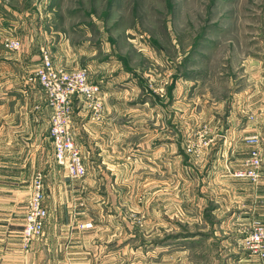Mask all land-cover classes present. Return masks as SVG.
Instances as JSON below:
<instances>
[{"label": "rangeland", "instance_id": "374dc122", "mask_svg": "<svg viewBox=\"0 0 264 264\" xmlns=\"http://www.w3.org/2000/svg\"><path fill=\"white\" fill-rule=\"evenodd\" d=\"M23 22L59 33L104 102L97 112L73 101L85 178L58 165L49 132L33 182L41 174L46 189L49 170L75 188L23 249L62 251L44 264H224L212 215L222 178L211 164L217 139L240 132L234 122L264 117V0H0L4 46L21 44ZM33 83L50 131L47 93ZM112 123L124 126L121 147L110 145ZM257 148L264 159L262 142ZM120 149V159L104 157ZM252 150L236 179H246L236 173ZM78 183L86 190L75 192Z\"/></svg>", "mask_w": 264, "mask_h": 264}, {"label": "crops", "instance_id": "0c3cea01", "mask_svg": "<svg viewBox=\"0 0 264 264\" xmlns=\"http://www.w3.org/2000/svg\"><path fill=\"white\" fill-rule=\"evenodd\" d=\"M7 10L11 12L9 8ZM11 13L16 14L13 11ZM42 26L44 29L41 26L32 29L23 22V32L26 31L17 35L22 44L19 51L7 50L0 36V264H27L26 259L32 257L38 259V262L32 264H44L50 254L58 255L62 252L45 248L34 251L37 243L32 246V250L26 251L21 237L32 195L33 179L36 172L43 168L42 147L50 132L45 96L29 79L41 63L42 48L49 49L57 67L65 70L80 69L79 66L75 68L79 65L76 59L78 56L60 40L59 33L45 28V22ZM262 116L255 114L247 125L241 126L234 122L232 130L240 127V132L233 135L230 133L216 141V160L211 165L217 168L218 178L222 180L216 189V206L212 209V215L216 216L217 225L224 235L220 240L223 247L220 256L228 259L224 264H264V260L238 245L244 239V232H248L256 221L264 222V167L261 180L256 185L250 180L236 179L232 175L252 150L246 138L259 137L264 148ZM110 126L117 130L110 138V145L112 148L121 147L124 126L115 123ZM121 155L123 153L120 149L118 153L115 150L104 157L120 159ZM44 168L47 169V160ZM56 174L48 170L46 189L44 185V205L48 210L46 223L51 208L57 210L59 205L65 204L64 193L70 195L75 188L72 184H66V181H58ZM81 185L78 183L75 192L86 190ZM70 202L67 199L66 204ZM231 230L235 232L230 233ZM51 238L49 236L46 241Z\"/></svg>", "mask_w": 264, "mask_h": 264}, {"label": "built area", "instance_id": "2783aa9c", "mask_svg": "<svg viewBox=\"0 0 264 264\" xmlns=\"http://www.w3.org/2000/svg\"><path fill=\"white\" fill-rule=\"evenodd\" d=\"M5 47L10 50H19L21 44L18 41H7ZM29 81L38 83L47 93L49 107L52 109L50 137L56 162L67 171L71 179L85 178L87 168L72 131L73 101L76 98L86 101L90 103L91 108L99 112L104 105L101 87L90 83L89 70L86 68L67 71L55 66L51 52L46 48L42 49L41 64ZM247 142L255 149L252 150L243 169L238 171L236 176L258 183L264 167L263 154L257 148L261 139L252 137ZM43 180V176L39 174L33 182L21 236L25 248L30 247L44 234L48 210L44 205ZM243 248L251 255L264 260V223H255L253 229L243 239Z\"/></svg>", "mask_w": 264, "mask_h": 264}]
</instances>
